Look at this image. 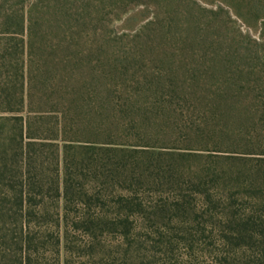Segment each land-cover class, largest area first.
Wrapping results in <instances>:
<instances>
[{
    "label": "rangeland",
    "instance_id": "obj_1",
    "mask_svg": "<svg viewBox=\"0 0 264 264\" xmlns=\"http://www.w3.org/2000/svg\"><path fill=\"white\" fill-rule=\"evenodd\" d=\"M15 1L19 7L29 2L5 0L0 10L10 11ZM94 7H102L101 1H91V111H100L108 123H144L130 135L132 143L150 146L148 154L135 156L153 165L140 198L167 208L150 220L132 219L129 239L136 244L131 262L126 260L129 247L119 228L113 233L101 224L91 234L86 221H122L118 202L128 184L91 170L88 153L89 162L71 168L67 197L56 148L38 145L25 155L18 123L0 121V264H220V229H229L220 220L224 209L205 214L196 188L202 181L212 187L216 203L213 187L230 186L239 198V216L251 211L250 202L241 200V181L247 171H264L258 159L264 158V123L261 134L250 125L225 127L216 95L239 105L244 95L264 91V0H117L99 13ZM3 35L0 26V40ZM96 95L109 101L103 104ZM12 115L0 113L9 120ZM192 125L199 133L191 132ZM108 131L91 139L126 140ZM195 168L218 172L201 177ZM228 169L235 173L230 180ZM29 182L33 195L22 205ZM248 251L261 264L258 250Z\"/></svg>",
    "mask_w": 264,
    "mask_h": 264
},
{
    "label": "trees",
    "instance_id": "obj_2",
    "mask_svg": "<svg viewBox=\"0 0 264 264\" xmlns=\"http://www.w3.org/2000/svg\"><path fill=\"white\" fill-rule=\"evenodd\" d=\"M4 1L0 0V3ZM91 1L29 0L26 7H19L15 1L10 11L0 10V26L4 32L0 40V113L13 114V120L2 116L0 121L2 124L7 121L18 123L21 150L25 155L38 145L56 148L65 171L62 188L67 197L72 190L68 181L71 168L87 163V160L89 162L88 153L91 154V163L88 164L91 170L102 172L106 178L119 177L128 184L123 190L125 195L118 202L122 221L105 224L91 216L86 225L91 234L101 230V224L110 226L107 230L113 233L120 229L129 247L125 259L130 261L133 258H130V248L136 244L134 238L132 242L129 239L132 237V219L141 216L150 220L149 215L164 211L167 205L165 202L146 205L140 198L139 192L147 186L145 174L153 165L151 161H146L148 157L142 162L135 156L141 152L148 154L150 146L132 143L130 135L136 128L141 131L144 123L138 127L130 123L132 119H128L123 126L114 120L108 123L109 118L103 117L100 111H91ZM100 1L102 7L93 8L97 13L107 5L117 6V0ZM6 35L11 38L20 35V39H5ZM96 97L103 104L109 101L105 99L108 95ZM216 98L218 107L225 113V119L221 120L225 127L244 129L250 125L257 134H261L263 130L259 127L264 123L263 90L259 94L254 91L244 95V101L242 99L239 105L220 94ZM106 111H109L108 106ZM214 122L217 124L215 127L221 125L217 120ZM91 123L97 124L94 130H91ZM194 127L191 126V132L199 133ZM107 129L110 133H119L126 140L102 142L91 139V134L99 138ZM258 159L264 162V158ZM32 160L29 159V165ZM215 171H198L195 168L193 174L202 177ZM225 171L230 180L233 171ZM27 186L29 189L20 195L22 205H27L33 195L30 191L33 184L29 182ZM241 186L246 192L241 200L251 205V211L243 217L236 211L239 198L230 194V186L213 187L218 192V204L214 202V189L208 188V185L205 187L203 181L196 192L204 200L205 214L212 208L223 206L220 220L223 225L228 224L229 229H220L223 250L216 255L221 256L217 257L220 264H256L246 254L248 250L255 249L259 252L258 261L264 264V171H247ZM182 202L183 199L179 198L178 208L183 205ZM241 251L245 253L242 256ZM131 264H135L134 261Z\"/></svg>",
    "mask_w": 264,
    "mask_h": 264
}]
</instances>
